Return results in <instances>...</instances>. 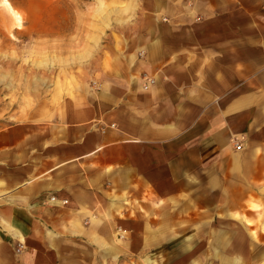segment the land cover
<instances>
[{
    "label": "crops",
    "instance_id": "crops-1",
    "mask_svg": "<svg viewBox=\"0 0 264 264\" xmlns=\"http://www.w3.org/2000/svg\"><path fill=\"white\" fill-rule=\"evenodd\" d=\"M140 1L118 72L0 127V264H264V0Z\"/></svg>",
    "mask_w": 264,
    "mask_h": 264
},
{
    "label": "rangeland",
    "instance_id": "rangeland-1",
    "mask_svg": "<svg viewBox=\"0 0 264 264\" xmlns=\"http://www.w3.org/2000/svg\"><path fill=\"white\" fill-rule=\"evenodd\" d=\"M140 4L0 0V127L49 118L66 97L118 72Z\"/></svg>",
    "mask_w": 264,
    "mask_h": 264
},
{
    "label": "built area",
    "instance_id": "built-area-1",
    "mask_svg": "<svg viewBox=\"0 0 264 264\" xmlns=\"http://www.w3.org/2000/svg\"><path fill=\"white\" fill-rule=\"evenodd\" d=\"M236 148L241 149L242 148V143L241 142H235Z\"/></svg>",
    "mask_w": 264,
    "mask_h": 264
}]
</instances>
